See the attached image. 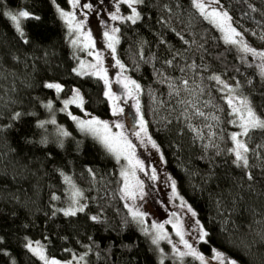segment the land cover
I'll return each instance as SVG.
<instances>
[{
	"label": "trees",
	"instance_id": "trees-1",
	"mask_svg": "<svg viewBox=\"0 0 264 264\" xmlns=\"http://www.w3.org/2000/svg\"><path fill=\"white\" fill-rule=\"evenodd\" d=\"M97 2L119 7L116 56L141 86L142 113L166 170L208 233L200 250L264 264V129L245 136L248 166L238 167L229 152L235 116L224 85L210 79L234 85L264 118V58L225 43L192 0H143L134 5L141 15L136 23L123 19L132 13L122 0ZM219 2L249 47L264 50V0ZM56 3L69 0H0V264H44L25 246L29 240L41 241L47 255L59 259L161 264L145 228L129 213L131 203L121 198L119 163L68 114L123 122L125 113L112 115L103 80L73 71L76 57ZM6 8L31 14L22 20L23 38ZM73 89L80 90L83 109L72 104L61 111ZM73 185L83 193L76 207L86 208L65 216L58 209L74 207ZM184 260L201 264L192 256Z\"/></svg>",
	"mask_w": 264,
	"mask_h": 264
},
{
	"label": "snow or ice",
	"instance_id": "snow-or-ice-1",
	"mask_svg": "<svg viewBox=\"0 0 264 264\" xmlns=\"http://www.w3.org/2000/svg\"><path fill=\"white\" fill-rule=\"evenodd\" d=\"M72 2L73 7H75L78 3V0H72ZM122 3L127 4L128 7L131 9L132 13L131 15L124 17L123 19L129 20L132 23H136L138 20L141 19V15L134 5L143 3V0H122ZM192 4L205 20L209 21L212 25H214L223 33V39L225 43L240 45L242 46V50L244 52L252 53L254 56L264 58V51L257 52L255 49L249 47L246 43H244L242 39H237V37H240L241 34L236 30V28L232 26V17L228 14V12L216 6L219 5V0H192ZM84 7L90 8L91 5L86 4L84 5ZM118 12L119 7H117V13ZM5 15H7L11 19V21L14 23L16 31L23 38L25 36V33L21 27V21L22 19L32 18L31 14L28 11H19L16 14L8 12L5 13ZM60 15L66 20V22L71 28L72 20L75 19L74 14L60 10ZM34 18L39 19V17ZM111 19L117 20L121 19V17H119L116 13H113L111 14ZM81 28L82 24L77 23L76 31L80 32ZM118 31L119 29H113L112 34H109L107 31L104 33V36L107 39V47L111 49L113 55H115L116 51L115 45L119 43V40L115 35V33ZM80 34L84 38L85 49L95 47V42L92 40L90 33L81 32ZM24 42L27 43V39H24ZM79 42V37H77V39L72 40L73 45H77ZM88 54L95 55L96 62L86 65L84 61H80L79 68H74L73 71L80 76L93 75L103 80L104 85L106 87L104 96L111 102L112 115L114 117H118L123 113L124 109L118 103L120 97L112 91L111 81L109 80L107 75V69L103 67L102 56L98 52L94 54L90 51ZM168 63H171V61H169ZM116 64L120 67L121 72L125 70V66L118 59L116 60ZM86 67L88 69H91V71H84ZM210 79H214L218 83L223 84L224 88L228 89L229 92L233 91V89H231L230 86L227 85L223 80H221L219 76H213L210 77ZM116 82L118 84H122L124 92L128 97L135 98L141 90V86L135 80H132L127 76H124L122 79H117ZM184 84L187 85V81H184ZM45 87L49 89H55L57 93H60L63 90V85L59 83H46ZM225 99L228 107L231 109L230 115L236 116V119H233L230 122L232 124H238L239 128L242 130L241 132H233L230 134V139L234 143V147L229 149V152L234 154L235 159L233 163H235L238 167L246 168L248 166V159L246 154L249 152V148L247 144L239 137L247 136L251 130L264 129V118H261L256 114L246 97L239 98L234 97L232 95H228L227 97H225ZM70 104H75L81 109H83L84 99L83 96L80 94L79 89H73V96L70 99L63 101L64 107L61 109V111H67L68 106ZM45 107L51 109L52 102L49 101V103L46 104ZM135 107L136 113L139 117V130H133L132 135L137 137L140 140L141 144L147 142L151 145L152 148L158 150V145L154 140H152L151 136L148 135L146 121L144 120V117L140 111V104L138 100L136 102ZM68 114L71 116V119L76 122L77 127L80 129V131L87 135H90L94 140H96L109 155L114 157L117 163H119L121 159L127 161V166H122L119 173L120 177L123 180V184L120 189L122 193L121 198H127L135 202L137 196L139 195V198L142 199L144 196V184L143 181L140 180L137 176V170H139L140 172H144L145 175H148V173L145 171L144 162L137 157L136 145L133 144L132 141L129 139L127 130L125 129L123 123H121L119 120H115L110 123L107 120H101L98 117L94 116L90 119L85 120L81 119L80 117L71 115V113ZM197 114L200 116L204 115L203 112L199 111ZM20 115V113H16L14 119H18ZM213 119L218 118L213 117ZM45 123L47 122L41 121L39 123V127H44ZM50 123L55 124L56 121L53 119L52 121H50ZM114 128L117 129V131H113ZM61 135L68 136L70 135V133L61 130ZM88 171L91 172V169H89ZM149 178L152 180L156 179L154 168L152 169V175ZM64 179L67 183L72 184L70 177L64 176ZM248 179H252L251 174L248 175ZM172 190L173 196H177L178 193L176 192L175 181L172 182ZM72 195L73 203L78 204V200L76 199V197L82 196L83 193L80 192L78 189H75ZM52 199H59V197L53 196ZM180 206L182 208H187L188 212L191 213L192 217H195L197 215L196 212L192 209V207L188 205L187 202L183 201L182 197ZM85 208L86 205H80L78 207L58 209V211L63 212L65 216H75L78 212H84ZM129 213L133 220L137 221L138 223H144L145 213L141 212L139 209H133L131 207H129ZM53 215H55V212L53 213ZM173 215H175V213H173ZM90 218L93 221L98 220L97 216H92ZM167 223H172V221L169 220L167 221ZM194 223L196 224L197 229L199 231V240L206 243L207 241L205 238L208 236L207 231L204 230V227L200 224L199 220H195ZM152 227L154 229H157V233L153 236L152 239L153 244H158L160 240L164 239H167L170 244L172 243L167 233L163 232V224H153ZM173 228L176 231V235L180 238V243L184 245L187 251H180L175 244H173V250L178 252L180 257L192 256L195 259L199 260L201 264H209V261L205 259L204 255L199 253L197 249L193 246V244L189 243V241L184 238L185 231L183 229V223L181 221H178L177 223L173 224ZM143 231L145 232V234H148L149 230L145 228ZM25 246L30 252L33 253V255L37 256L41 261H43L44 264H61V262L55 258H48L45 255L44 247L40 245L38 241L36 242L35 247L33 246V242L31 241L27 242ZM80 259H83V257H80ZM211 259L217 261L218 264H237L236 260L226 257L223 253L216 249H213V256L211 257ZM68 264H71V262L69 261ZM161 264H163L162 261Z\"/></svg>",
	"mask_w": 264,
	"mask_h": 264
},
{
	"label": "rangeland",
	"instance_id": "rangeland-1",
	"mask_svg": "<svg viewBox=\"0 0 264 264\" xmlns=\"http://www.w3.org/2000/svg\"><path fill=\"white\" fill-rule=\"evenodd\" d=\"M56 4H57L59 15H60V10H63L64 12L72 13L75 16V19L72 20V25L70 28L66 20L60 15V17L62 18V20L64 21L66 25L69 42L72 47L74 56L76 57V67L75 68H79L80 61H84L86 65L96 62L95 55L88 54L90 51L93 52L94 54L97 52L101 54L102 59H103V67L107 69V75H108L109 80L111 81L112 91L116 93L117 96L120 97V100L118 101V103L124 109L123 113H125L123 122L121 121V123H123L125 129L127 130L129 139L132 141L133 144L136 145V155L140 160L144 162L145 171L148 173L147 176L150 177L152 175V169L153 168L155 169L156 179L155 180L150 179V181H152L153 184L154 183L157 184L154 186L158 188L159 193L155 194L152 192L150 198L145 201H143L144 198L142 199L139 198V195L137 196V199L135 200V202L127 198L125 199L131 203L132 205L131 207L133 209H139L141 212L145 213L144 223H139V224L142 226V228H147L149 230L148 235L151 241L153 239V236L156 235L157 233V229H154L152 225L153 224H157V225L163 224L164 225L163 232L167 233L172 243L170 244L167 239H164V240H160L158 244H154L155 250L157 251L161 260L164 261V264H183L185 261L184 259L188 257V256L180 257L179 253L173 250V244H175L176 247L180 251L182 252L187 251L184 245L180 243V238L179 236L176 235V231L173 228V224L177 223L178 221H181L183 223V229L185 231L184 238L188 240L189 243L193 244V246L197 249L199 253L204 255L205 259L209 261V264H218L217 261L211 259V257L213 256V253L210 256H206L200 250V244L203 241L199 240V231L197 229L196 224L194 223V221L198 220V218L197 216L192 217L191 213L188 212L187 208H182L180 206L182 196L180 195L177 189L176 182H175V187H176V192L178 193V195L173 196L172 182L175 180L166 170L164 156H163L160 146L151 136L148 128H147L148 135L151 136L152 140L156 142V144L158 145V150L152 148L151 145L148 144L147 142H145L144 144H141L140 140L137 137L132 135L133 129L132 127L129 126V124L136 126V129L134 130H139V124H138L139 117L136 113V107H135L137 100L139 101L140 111L142 113L139 94L135 98L128 97L124 92L122 84H118L116 82L117 79H122L124 76H127L132 80L134 79L131 78L126 73L125 70L121 72L120 67L116 64V60H117L116 51H117L118 43L115 45L116 51H115V55H113L111 52V49L107 47V39L104 36V33L106 31L109 34H112V30L117 29L115 20L111 19V14L116 13L119 17H120V14L117 13L114 7H110L109 5L99 6L97 0H78V3L76 4L75 7H73L72 0H69V3L67 6H62L59 3H56ZM86 4L91 5V7L90 8L84 7V5ZM216 6L219 8H222L224 11H227L221 5L220 2H219V5H216ZM19 11H26V10L22 8H6L5 10L6 13L12 12L13 14L18 13ZM77 23L82 24V28L80 29V32L76 31ZM231 24L234 28H236L232 20H231ZM21 27H22V21H21ZM236 30L238 31L237 28ZM81 32L91 34V38L95 42L94 48H88V49L84 48L85 41H84L83 36L80 34ZM115 35L119 40V32H116ZM77 37H79L80 42L77 45H73L72 40L77 39ZM237 39H242L243 42L247 44V42L244 40L242 36L237 37ZM235 46H237L240 50H242V46L240 45H235ZM262 51L264 50H259L258 52H262ZM84 71H91V69H88L86 67ZM230 88L233 89V91L229 92L228 89H226L225 90L226 96L232 95L234 97H239V98L246 97L245 95L241 94L240 91L234 85H230ZM72 96H73V90L71 91L69 96L62 99L61 108L64 107L63 101L70 99ZM246 98L248 99V97ZM248 101L250 102L249 99ZM70 105L68 106V109L70 108ZM252 108L254 109L253 106ZM254 111L256 112L255 109ZM90 118L91 116L86 115L85 117H82L81 119L86 120ZM98 118L101 120H107L110 123L112 122L109 119H102L100 117ZM235 119H236V116H235ZM146 126H147V123H146ZM113 131H117V129L114 128ZM241 131L242 130L239 128L238 124H236V129L234 132H241ZM239 138L246 143L245 136H240ZM232 145L234 147L233 142H232ZM122 166H127V161H125L124 159H121V161L119 162V173H120V169ZM143 175L145 176L144 172H140L139 170H137V176L139 177L140 180H142L141 177ZM120 179H121V187H122L123 180L121 177ZM75 189H77L76 185H74V188L72 187V193ZM143 191H144V188H143ZM72 193H71V196L73 198ZM76 199L80 200V197H76ZM183 201L186 202L184 198H183ZM74 207H76V204L74 205ZM173 213H175V215H173ZM169 220H171L172 223H167V221ZM29 241L33 242L34 247L36 246L37 241L40 243V245L44 247L43 243L39 240H29ZM44 251H45V247H44ZM45 255L50 259L55 258V257H49L46 251H45ZM80 257L81 256L74 257L71 259H59V258H55V259L60 261L61 264H68L69 261L71 262V264H89L85 256H82L83 259H80ZM237 264L239 263L237 262Z\"/></svg>",
	"mask_w": 264,
	"mask_h": 264
},
{
	"label": "flooded vegetation",
	"instance_id": "flooded-vegetation-1",
	"mask_svg": "<svg viewBox=\"0 0 264 264\" xmlns=\"http://www.w3.org/2000/svg\"><path fill=\"white\" fill-rule=\"evenodd\" d=\"M133 121H134V119H133ZM129 126L133 127L134 125L129 124ZM141 179L143 180V183H144V196H143L144 199H143V201L149 199L152 192L155 194L159 193L158 188L156 186H154L157 184H155V183L153 184L152 181H150L149 176L143 175L141 177Z\"/></svg>",
	"mask_w": 264,
	"mask_h": 264
},
{
	"label": "water",
	"instance_id": "water-1",
	"mask_svg": "<svg viewBox=\"0 0 264 264\" xmlns=\"http://www.w3.org/2000/svg\"><path fill=\"white\" fill-rule=\"evenodd\" d=\"M132 129H133V130L136 129V126H133Z\"/></svg>",
	"mask_w": 264,
	"mask_h": 264
}]
</instances>
